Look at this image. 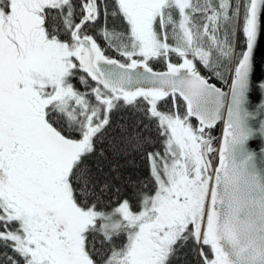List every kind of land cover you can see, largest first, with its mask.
<instances>
[{"label": "snow or ice", "instance_id": "6c2138e0", "mask_svg": "<svg viewBox=\"0 0 264 264\" xmlns=\"http://www.w3.org/2000/svg\"><path fill=\"white\" fill-rule=\"evenodd\" d=\"M262 19L264 0H0V264H172L184 247L193 264H264L246 107L264 92ZM177 95L184 113L158 108ZM133 153L148 187L115 160Z\"/></svg>", "mask_w": 264, "mask_h": 264}, {"label": "trees", "instance_id": "16d2710c", "mask_svg": "<svg viewBox=\"0 0 264 264\" xmlns=\"http://www.w3.org/2000/svg\"><path fill=\"white\" fill-rule=\"evenodd\" d=\"M204 2L205 0L202 1V3ZM52 11H56V10H52ZM113 24L117 28H119L121 21L115 18H110L109 27H112ZM99 42L101 43V46L103 47L104 46L103 41H99ZM106 55H111L113 56V58H119L116 55V53L113 51L106 52ZM169 62L179 63L181 61H179L177 57L172 56ZM194 63L196 64L197 70L200 72L201 75L205 77H209L211 83H214L217 86H221L217 80L211 77V73H209L204 67H202L199 62L194 61ZM151 66L153 67L154 71H165L166 70L165 64L153 63ZM79 87L82 90H86L84 89V86H79ZM158 108L162 111H167L171 109V111L175 112L176 114H182L186 111L185 103L182 101V99L179 96L176 97L175 104H173V98L171 96L167 97L165 100H162L159 102ZM121 115L123 116V119L128 121L129 123H131L132 120L137 119V117L130 116V113L127 110H125ZM120 118H121L120 116H114V120H119ZM190 120L194 124V126H196L198 129V123L192 120L191 118ZM144 124H149V121L144 120ZM141 127H143V125H141ZM206 131H209V130H206ZM210 132L215 141L214 146L218 148L220 138H221V133H222V126L217 125L213 129H211ZM145 135L150 137V143H151L150 150L158 151L161 155H163L164 150H165V144H164L165 138L158 134V130L154 122L150 124L149 128L145 132ZM115 160L118 161L119 164L122 166L121 171L123 175H126V176L130 175L133 178V180L145 182V186L148 187V184L146 182L151 180L150 162L144 156L137 154V153H133L125 157H116ZM109 167L110 166L108 164L104 165L105 173L108 172ZM117 183L123 185V181H118ZM122 194L125 196H128L130 195V191L125 188ZM109 195H113V194L110 193ZM107 200H108V197H105L106 202ZM100 239H102V237ZM100 239L96 241L97 249L101 247ZM5 251H7L8 255H12L11 249H5L3 246H0V256H2ZM172 264H193V256H192L190 248L184 247L182 249H179L176 253V257L172 260Z\"/></svg>", "mask_w": 264, "mask_h": 264}, {"label": "water", "instance_id": "95a60500", "mask_svg": "<svg viewBox=\"0 0 264 264\" xmlns=\"http://www.w3.org/2000/svg\"><path fill=\"white\" fill-rule=\"evenodd\" d=\"M257 77L261 79L256 80ZM253 79L257 85L264 82V19H262L261 32L254 51ZM262 106H264V92L257 87L250 92L249 102L246 105L248 111L252 113V118L248 123L253 132L252 139L249 140L247 148L253 155L249 169L264 179V107ZM191 119L195 121L194 118ZM217 125H221L223 130V121L217 123L214 127ZM222 142V138H220L219 146L222 145Z\"/></svg>", "mask_w": 264, "mask_h": 264}, {"label": "rangeland", "instance_id": "374dc122", "mask_svg": "<svg viewBox=\"0 0 264 264\" xmlns=\"http://www.w3.org/2000/svg\"><path fill=\"white\" fill-rule=\"evenodd\" d=\"M202 1L203 0H200V2L202 3ZM197 62H199V61H197ZM200 63V62H199ZM200 65L202 66V67H204L201 63H200ZM205 68V67H204ZM206 69V68H205ZM208 72H209V70L208 69H206ZM210 73V72H209ZM227 89H225V91H226Z\"/></svg>", "mask_w": 264, "mask_h": 264}]
</instances>
